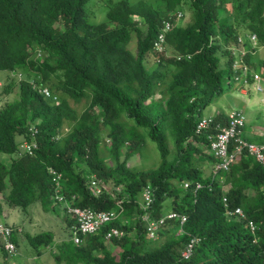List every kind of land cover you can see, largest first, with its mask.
Wrapping results in <instances>:
<instances>
[{
  "label": "trees",
  "instance_id": "obj_1",
  "mask_svg": "<svg viewBox=\"0 0 264 264\" xmlns=\"http://www.w3.org/2000/svg\"><path fill=\"white\" fill-rule=\"evenodd\" d=\"M110 1L108 21L94 24L88 0H0V72L24 76L1 92L17 99H6L0 110V216L5 206L27 212L47 198L54 210V168L64 173L63 192L75 208L113 213L95 234L81 237L82 245L72 236L76 249L56 254L58 264H264V166L243 154L229 171L215 175L214 165L206 175L203 160L214 156L206 153L209 137L218 134V125H228L227 113L216 114L211 127L196 134L203 110L225 93V72L233 78L237 57L229 48L246 31L264 45V0ZM185 7L193 20L183 26L176 13ZM165 21L174 27L166 51L158 53L154 42ZM134 40L136 51L129 48ZM256 54L250 50L245 61L257 72ZM40 87L59 102L45 98ZM84 100L79 114L71 101ZM100 132H107L109 143L103 145ZM20 139L37 144L34 154L19 156ZM146 139L156 144L161 163L138 173L128 162ZM93 176L99 196L88 189ZM186 182L191 186L185 188ZM197 182L202 188L196 191ZM110 183L121 190L111 192ZM147 190L153 203L144 211ZM224 197L245 216H226ZM170 212L186 217L185 233L178 234L180 218L159 226L156 237L164 241L157 246L150 223ZM144 214L148 222L141 220ZM22 235L38 256L54 240L51 232ZM23 237L15 232L12 238L18 250ZM193 237L200 241L183 260ZM15 256L0 243V264L13 263Z\"/></svg>",
  "mask_w": 264,
  "mask_h": 264
},
{
  "label": "rangeland",
  "instance_id": "obj_2",
  "mask_svg": "<svg viewBox=\"0 0 264 264\" xmlns=\"http://www.w3.org/2000/svg\"><path fill=\"white\" fill-rule=\"evenodd\" d=\"M113 1L118 2L120 0ZM138 1L140 0H129L131 4H135ZM110 2V0H88L86 5L88 20L94 24L107 22L108 11L111 7ZM180 11L183 12L184 17L178 20V23H181L183 26L191 23L193 20V15L189 11L188 7H185ZM136 43L137 42L135 40L132 41L129 46L130 50L136 51ZM229 50L233 55L232 48H229ZM254 57L255 62L257 63L258 67H260L259 71L257 72L260 74L261 78L264 79V66H261L260 64V59H264V50L262 48L258 49L257 54ZM221 64H224V60H222ZM224 68L226 67L224 66ZM229 74V71L225 72V79L223 81V88L225 91L224 95L220 96L210 106L206 107L203 110L202 115L207 119L210 117H215L216 114L220 112L228 113L233 110H239L246 116V126L243 131V137L250 142L260 143L262 140L261 136L264 134V83L260 84L261 89L257 91L254 85L248 87L239 85L236 81H234V75H232L233 78L229 81ZM8 78L9 77L7 74H0V82L7 83L9 82ZM158 94L160 95V92H158ZM159 97L160 96L157 95L155 96L157 99ZM15 99H17L16 93L9 97L10 101ZM71 105L80 114L86 108L87 102L84 100L81 103L76 104L74 101H71ZM64 131H69L68 125H65ZM140 131L143 133V135H145L146 131L144 129H141ZM100 134L101 138H103V145L105 142L109 143L107 132H105L104 135L103 132H100ZM172 146L173 145H170L171 149ZM206 153L213 156L210 151H206ZM3 156L5 155L1 154L0 159L3 158ZM122 160H124L123 157ZM203 161L204 162L202 166L206 175H210L211 167L219 162L214 156ZM108 163L114 165V163H111L110 161ZM160 163L161 157L156 144L149 142L146 139L140 152L129 160L128 168L132 171L140 173L156 169ZM251 193L253 194V192ZM0 200H4L1 194ZM48 201H51V198H47L43 203L40 201L34 203L27 212H23L20 209L9 208L8 206L4 207L3 215L0 216V223L14 225V227L18 228L19 230L28 232L31 235L51 232L54 237L50 247L43 250V254L38 256V254L28 244V241L24 239L22 232H17L21 233L24 241L21 243L17 256L11 259L13 263L10 262V264H58L56 260V254H59L61 250L64 249L63 252L67 253H69V251L71 253L75 251L76 245L71 240L72 234L68 229L69 227L66 213L61 207H55L56 205L54 206V210H52V207L48 204ZM123 218H125L124 220L128 221L127 216L121 215L120 219L122 220ZM251 230L253 229L251 228ZM152 239L156 240L155 242L157 246L159 243L164 241V238H162L160 235H158L156 238L153 237ZM109 249L114 255L119 253V249L117 250V248L113 246H109Z\"/></svg>",
  "mask_w": 264,
  "mask_h": 264
},
{
  "label": "built area",
  "instance_id": "obj_3",
  "mask_svg": "<svg viewBox=\"0 0 264 264\" xmlns=\"http://www.w3.org/2000/svg\"><path fill=\"white\" fill-rule=\"evenodd\" d=\"M183 17L182 13L178 14V19ZM174 24L171 21H165L164 25L158 34L157 39L154 42V50L158 53H164L166 51V40L167 34L172 30ZM248 40V41H247ZM252 45L251 51H255L258 47L259 42L256 35H249V36H240L238 38V43L235 47L232 48L233 56H236V60L233 63V72L235 81L243 86L248 87L254 85L255 89L258 91L261 89L260 84L264 83V79L261 78L260 74L257 73L255 70L250 67V65L245 61L246 55L248 51L245 49L246 42ZM181 56H179V59ZM190 59L191 56H188ZM48 96L50 93L46 90L44 91ZM228 116V125L221 126L218 125L217 129L219 130L218 134L210 135V148L209 151L214 155V157L219 161L216 164L214 174L217 175L219 171H229L231 165H233L236 160L246 154L248 156L253 157L259 164L264 166V141L261 143H253L246 140L243 137V131L246 126V116L243 112L239 110H233L227 113ZM214 117L210 118H202L197 125L196 134L200 135L205 130H208L211 125L213 124ZM28 151H31V146L24 145ZM232 147V152L230 149ZM220 182L224 185L225 184V177H220ZM185 188L191 186L190 182L185 183ZM202 188V184L197 182L196 183V191ZM119 189V188H117ZM90 191L93 195L99 196L102 193V190L99 186V182L94 179L91 181L90 184ZM142 197L146 201V210L151 203H153L152 193L150 190H147ZM64 198L60 199V202H63ZM223 202L226 206V216L229 218H234L236 216H241L243 218L244 212L241 208L237 209H230L227 203V197L223 198ZM147 211V210H146ZM69 213L72 215V220L74 221L72 225V236L73 241L76 245H81L83 240L81 237H87L89 235L95 234L99 229H101L106 223H108L113 213H108L106 211H96L91 209H81V208H72L69 209ZM146 217L144 220L148 222L150 218L145 215ZM180 218L181 227L186 223V217L180 216L176 212H171L168 216L160 218L158 221H153L150 223L149 231L151 232L150 237H156V231L158 230L159 226L166 225L168 221L176 220ZM249 228L251 232L255 231V225L253 222L249 223ZM14 228L5 223H0V243L4 245L5 251L10 256H15L18 253V248L12 242V238L14 235ZM113 234L116 236H124V232H119L114 230ZM112 235L109 234L108 237ZM198 242L197 239H193L191 243L188 245L187 249L183 253L184 259H189L192 255L193 248L195 244Z\"/></svg>",
  "mask_w": 264,
  "mask_h": 264
},
{
  "label": "clouds",
  "instance_id": "obj_4",
  "mask_svg": "<svg viewBox=\"0 0 264 264\" xmlns=\"http://www.w3.org/2000/svg\"><path fill=\"white\" fill-rule=\"evenodd\" d=\"M179 13H182L183 14V12H181V11H179V12H177L176 13V15H177V18H176V20H177V22H178V20H180V19H178V14ZM183 17H184V14H183ZM182 17V18H183ZM181 18V19H182ZM169 20H171L172 21V18H170ZM163 25H164V23H163ZM174 27V26H173ZM162 29V28H161ZM173 29V28H172ZM245 34H246V36H249V35H255V34H251L250 32H245ZM168 35V34H167ZM241 35V34H240ZM240 35H239V37H240ZM257 36V35H256ZM257 38H258V42H259V45H258V47L255 49V52H257V50L258 49H260V48H262L263 50H264V45H262L261 43H260V41H259V37L257 36ZM238 42H236L233 46H231L230 48H233V47H235L236 46V44H237ZM247 45H245V49L249 52L253 47H252V45L250 44V43H246ZM178 59H179V56H178ZM2 73H5V74H7L8 75V79H9V82L11 81V80H13V81H16V82H21L23 79H24V76H23V74L20 72V71H13V72H11V73H7V72H2ZM2 73H0V74H2ZM258 73V72H257ZM9 82H7V83H3V82H0V110L2 109V107L4 106V101L7 99L6 98V96H3L2 94H1V92L3 91V89H4V86L6 85V84H8ZM48 91L49 93H50V96H48L44 91ZM39 92L43 95V96H45V98H53V101L55 102H57V100H58V98L57 97H55V96H53V93H52V91L49 89V88H44V87H40L39 88ZM10 97V96H9ZM9 97H8V100H9ZM58 102H59V100H58ZM24 145H27V146H31V151H28L27 150V148L25 147H23ZM37 149V144L36 143H33V144H30L28 141H26V140H22V139H20L19 140V150H20V153H19V156L20 157H22V156H24V155H32V154H34V151ZM49 175L51 176V179H52V183H53V185H54V195H53V198H54V200H55V207H61L63 210H64V212L66 213V216H67V220L69 219L70 221H72V225H73V223H74V221L72 220V215L69 213V209H72V208H75L74 206H73V204H71V200L64 194V192H63V183H64V173L63 172H60V171H58L57 169H54V168H49ZM97 177H95V176H93V177H91V178H89V180H88V189L90 190V184H91V181L92 180H94V179H96ZM109 187V190L112 192V191H119V190H121V187H119V186H116L114 183H110V185L108 186ZM117 188H119V189H117ZM91 192V191H90ZM3 196V195H2ZM64 198V201L63 202H60V199L61 198ZM72 199H74V197H72ZM54 207V208H55ZM77 208H81V207H77ZM77 208H75V209H77ZM81 209H86V208H81ZM145 211V210H144ZM171 213V212H170ZM168 214L169 213H166V215H164L163 217H165V216H168ZM146 214H144V215H142L140 218H141V220H144V218L146 217L145 216ZM148 216V215H147ZM149 218H150V216H148ZM159 220V219H158ZM129 221V220H128ZM145 221V220H144ZM174 221V220H173ZM172 221V222H173ZM127 222V221H126ZM130 222V221H129ZM169 222H171V221H168L167 222V224L169 223ZM174 222H179V221H174ZM68 223V222H67ZM5 224H8V223H5ZM9 225H11V224H9ZM181 225V224H180ZM185 225V224H184ZM184 225H183V227H181L180 228V231L178 232V234H184L185 233V231H184ZM13 228H14V230H15V232H22L21 230H19L18 228H16V227H14V225H11ZM72 227V226H71ZM14 232V233H15ZM159 234H157V236H158ZM14 236V235H13ZM156 238V237H155ZM193 239H197L198 240V242L200 241V239L199 238H197V237H193L187 244H186V246H185V248H184V250L182 251V253H181V258L183 259V260H189L190 258H191V256H190V258L189 259H184V257H183V253L185 252V250L187 249V247H188V245L191 243V241L193 240ZM198 242L195 244V246L198 244ZM194 246V247H195ZM193 251H194V248H193ZM18 254V253H17ZM192 254H193V252H192Z\"/></svg>",
  "mask_w": 264,
  "mask_h": 264
},
{
  "label": "crops",
  "instance_id": "obj_5",
  "mask_svg": "<svg viewBox=\"0 0 264 264\" xmlns=\"http://www.w3.org/2000/svg\"><path fill=\"white\" fill-rule=\"evenodd\" d=\"M262 137V136H261ZM13 211H15V210H13ZM22 240H23V238H22ZM18 263V262H17Z\"/></svg>",
  "mask_w": 264,
  "mask_h": 264
}]
</instances>
